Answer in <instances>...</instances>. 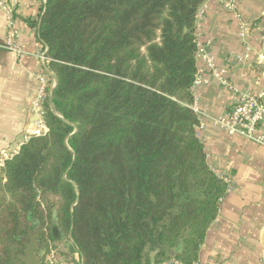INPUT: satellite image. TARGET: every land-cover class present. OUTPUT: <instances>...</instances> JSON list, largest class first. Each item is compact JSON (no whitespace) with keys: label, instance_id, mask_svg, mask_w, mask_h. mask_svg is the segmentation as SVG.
Masks as SVG:
<instances>
[{"label":"trees","instance_id":"16d2710c","mask_svg":"<svg viewBox=\"0 0 264 264\" xmlns=\"http://www.w3.org/2000/svg\"><path fill=\"white\" fill-rule=\"evenodd\" d=\"M204 2L46 0L34 26L56 85L46 130L0 168V264H24L34 222L44 258L60 235L81 264L199 260L228 190L193 108Z\"/></svg>","mask_w":264,"mask_h":264},{"label":"crops","instance_id":"0c3cea01","mask_svg":"<svg viewBox=\"0 0 264 264\" xmlns=\"http://www.w3.org/2000/svg\"><path fill=\"white\" fill-rule=\"evenodd\" d=\"M3 2L14 3L9 12ZM46 0H0V168L20 146L46 127L40 125V99L44 77L49 93L56 85L54 74L42 63L45 48L34 23L40 21ZM238 11L250 23L249 48L239 36V21L222 0H205L198 17V43L214 59L208 66L205 54L197 57L199 75L207 80L193 88L198 106V132L207 161L228 183L215 221L200 254V264H264V144L230 135L217 120L234 103L233 84L240 93L264 88V0H241ZM9 27L17 31L20 52L5 49ZM216 70H225L216 75ZM257 134L264 140V122ZM58 264H81L71 239L57 235ZM163 264H170L168 262Z\"/></svg>","mask_w":264,"mask_h":264},{"label":"built area","instance_id":"2783aa9c","mask_svg":"<svg viewBox=\"0 0 264 264\" xmlns=\"http://www.w3.org/2000/svg\"><path fill=\"white\" fill-rule=\"evenodd\" d=\"M241 0H222L223 7L234 14V16L239 21V36L246 42L245 46L249 48V44L247 43V38L251 33V25L250 23L246 22L238 11V6ZM5 8L12 12L14 7V3H5L3 2ZM198 17V16H197ZM5 49L12 50L16 53H19L21 50L17 43V31L14 30L12 27H9L8 35L5 44L3 45ZM205 52L204 48L201 47L198 43V55L203 54ZM47 48L45 47L42 52L39 54L42 63L49 68V63L51 59L47 56ZM205 54V53H204ZM205 58L208 62V66L214 68V59L211 55L205 54ZM259 62H264V56L259 58ZM51 71V70H50ZM52 72V71H51ZM225 70L218 71L216 70V75L220 76V73H224ZM53 73V72H52ZM42 86H41V93L40 99L37 103V106L40 109L41 114V121L40 125L45 127L43 121V112L41 109V101L49 94V87L46 84V80L44 77H40ZM221 81L229 87L232 93V97L234 99V103L230 107L229 111L222 117L217 120V123L224 128L230 135H237L243 138L253 140L257 143L264 144V140L262 136L257 134V131L260 125L264 122V88L259 91H253L248 93H240L237 88L233 86L230 82L223 80ZM207 82V80L203 79L199 72L197 73V77L194 82L193 88L202 83ZM194 110L198 111V106L196 100L193 104ZM46 264H58V260L56 258V252L51 251L50 254L47 255ZM170 264H182L178 260H171L168 261ZM193 264H200L199 261Z\"/></svg>","mask_w":264,"mask_h":264},{"label":"water","instance_id":"95a60500","mask_svg":"<svg viewBox=\"0 0 264 264\" xmlns=\"http://www.w3.org/2000/svg\"><path fill=\"white\" fill-rule=\"evenodd\" d=\"M38 223H32V227L27 236H22L19 239L24 243V253L20 255V259L24 264H42L44 256L39 254L40 242L36 239V231ZM179 251V246L172 251V255L176 256Z\"/></svg>","mask_w":264,"mask_h":264},{"label":"rangeland","instance_id":"374dc122","mask_svg":"<svg viewBox=\"0 0 264 264\" xmlns=\"http://www.w3.org/2000/svg\"><path fill=\"white\" fill-rule=\"evenodd\" d=\"M54 251L56 252V258H57V257H58V253H57V252H59V247H58V245H57V248H55ZM38 253H39V254H43L42 252H40V249H39ZM45 259H46V257L43 259V263H42V264H46Z\"/></svg>","mask_w":264,"mask_h":264}]
</instances>
